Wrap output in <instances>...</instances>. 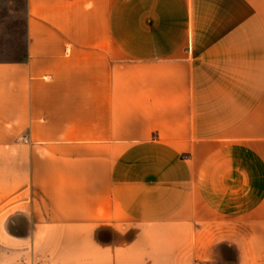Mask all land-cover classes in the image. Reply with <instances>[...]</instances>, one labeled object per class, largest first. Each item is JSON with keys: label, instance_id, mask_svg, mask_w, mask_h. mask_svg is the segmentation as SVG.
Returning <instances> with one entry per match:
<instances>
[{"label": "crops", "instance_id": "1", "mask_svg": "<svg viewBox=\"0 0 264 264\" xmlns=\"http://www.w3.org/2000/svg\"><path fill=\"white\" fill-rule=\"evenodd\" d=\"M20 7L22 57L0 0V264H264V0Z\"/></svg>", "mask_w": 264, "mask_h": 264}, {"label": "rangeland", "instance_id": "2", "mask_svg": "<svg viewBox=\"0 0 264 264\" xmlns=\"http://www.w3.org/2000/svg\"><path fill=\"white\" fill-rule=\"evenodd\" d=\"M20 1L21 0H18V8H19V19H18V28H19V36H18V42H19V54H20V57H22V54L24 52V45H25V42H24V25H23V18H22V8L20 7ZM15 44V43H14ZM14 52H15V49H14Z\"/></svg>", "mask_w": 264, "mask_h": 264}]
</instances>
